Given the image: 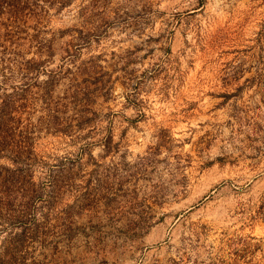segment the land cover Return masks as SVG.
Segmentation results:
<instances>
[{"label": "rangeland", "instance_id": "rangeland-1", "mask_svg": "<svg viewBox=\"0 0 264 264\" xmlns=\"http://www.w3.org/2000/svg\"><path fill=\"white\" fill-rule=\"evenodd\" d=\"M0 264H264V0H0Z\"/></svg>", "mask_w": 264, "mask_h": 264}]
</instances>
